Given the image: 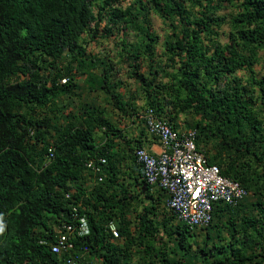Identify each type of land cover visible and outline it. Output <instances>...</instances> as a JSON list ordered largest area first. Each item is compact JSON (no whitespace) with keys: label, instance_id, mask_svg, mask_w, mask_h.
<instances>
[{"label":"trees","instance_id":"obj_1","mask_svg":"<svg viewBox=\"0 0 264 264\" xmlns=\"http://www.w3.org/2000/svg\"><path fill=\"white\" fill-rule=\"evenodd\" d=\"M121 1L0 0V264H264V173L254 177L239 159L264 162V118L255 109L264 108V81L251 68L260 49L264 59V0H237L226 44L216 38L223 0ZM150 10L173 29L163 42L172 71L150 63L145 74L136 62L142 53L154 60ZM115 29H134L141 39L137 46L120 41L141 106L115 91L121 81L111 82L107 58L87 51L100 30L109 36ZM242 68L246 80L234 74ZM96 91L120 116L151 108L172 128L195 130L207 164L252 191L253 213L244 212V199L215 203L205 227L179 221L166 192L143 178L140 137H128L103 113L92 100ZM99 158L105 163L94 174L85 162ZM80 217L87 232H80ZM61 233L73 246L54 252ZM198 233L204 246L192 255Z\"/></svg>","mask_w":264,"mask_h":264},{"label":"built area","instance_id":"obj_2","mask_svg":"<svg viewBox=\"0 0 264 264\" xmlns=\"http://www.w3.org/2000/svg\"><path fill=\"white\" fill-rule=\"evenodd\" d=\"M147 134L155 137L161 150L153 154L144 147L135 149L136 160L141 164L143 178L151 186L166 192L167 207L177 219L190 227H205L212 220L214 204L223 202L235 206L248 195V191L236 180L225 177L215 164H207L203 151L195 144V130L172 128L166 119L147 108L138 115ZM104 158L88 159L85 166L94 174L101 173ZM103 175H98L101 181ZM80 232H87L86 219L80 217ZM70 231V226H65ZM108 229L114 237L118 232L113 222ZM67 234L61 233L51 249L59 252L72 248Z\"/></svg>","mask_w":264,"mask_h":264},{"label":"rangeland","instance_id":"obj_3","mask_svg":"<svg viewBox=\"0 0 264 264\" xmlns=\"http://www.w3.org/2000/svg\"><path fill=\"white\" fill-rule=\"evenodd\" d=\"M134 0H122L123 5H127L128 3L133 2ZM215 1V0H214ZM237 13V0H223L222 1V7L218 10V14L225 16V21L221 24L220 28H217V39L221 42V44H226L229 42H232V28L230 25V19L231 16ZM148 21L150 24V32L151 36L154 40L155 43V51H154V60L149 61L148 58H146V53L140 54V56L136 59V62L140 63L141 66V71L145 74H148V65L150 63H153L152 69H156L157 71L162 72V69L164 70H173V67H170L168 59L165 55H163V42L165 39L168 38H173L174 33L173 29L170 25V22L159 16L156 12L153 10H150L148 12ZM215 30V29H214ZM88 39H92L90 36H86ZM121 38H126L128 39L129 43H134L135 46L140 44V37L136 34L134 29H128L127 31H117L116 29L114 30V33L105 36L103 31L100 30L99 34L97 37H95L94 40H91L88 44L87 51L96 53L99 57H104L107 58L105 62L107 64L110 63V67L112 68V73H111V82L117 83L119 80L121 81L120 85H115L114 89L116 92H119L121 96H123L125 99H133L136 103L137 106H140V103H143V93L139 91V86L135 84L133 79H131L128 75L130 73L131 67L128 66L127 63L122 62L121 58ZM204 43H207L204 41ZM239 49V47L237 46ZM245 53V50L243 51ZM129 52L124 51L123 56L127 57V54ZM137 53V51H136ZM263 50H259L258 52V61L255 62L251 68L253 70V76L255 79L264 81V59H263ZM129 56V55H128ZM127 61L134 62L135 59L132 56L127 57ZM100 71V69H97ZM235 75H238L243 78V80H246L249 78L250 73L245 69H239L234 72ZM230 76V75H229ZM164 81H166V77L162 78ZM78 81L83 87L84 83H82V78L78 77ZM124 81V83L122 82ZM82 95L85 97L86 96V91L81 92ZM106 94H104L101 91H96L93 92V97L92 100H96L99 102L101 105L105 106L103 113L112 116L113 112H115V109L112 108L111 103L108 102V100L105 98ZM74 97L68 99L66 101L67 106L63 109L65 113L70 112L72 107V102ZM75 104L78 103V98H75ZM255 109L257 110V113L260 115V117L264 118V108L262 107V104H257ZM124 117V116H123ZM114 121H117L119 118L121 119V124L123 125V122L126 120V117L122 118V116H115L113 117ZM209 149L211 147L210 145L207 146ZM213 152V151H212ZM239 159H242L246 162H248L249 166H246L245 169L248 170L254 177L257 176V174H262L264 173V162H259L256 160L252 155H249L247 157H239ZM254 201H255V196L253 195L252 191H248V195L244 200V209L246 214L253 213L255 206H254ZM203 233H198L197 235L194 234V241L191 243L190 248H191V254L197 253V250L199 247H201L203 243ZM228 237V236H227ZM213 240L218 243L220 242V237H216L214 235ZM166 241V240H165ZM168 246L173 247L174 244L173 242H169ZM204 246V245H203ZM199 256V255H198ZM192 261L196 263V261H199L198 258L196 259L194 256L192 257ZM199 264V263H196Z\"/></svg>","mask_w":264,"mask_h":264},{"label":"crops","instance_id":"obj_4","mask_svg":"<svg viewBox=\"0 0 264 264\" xmlns=\"http://www.w3.org/2000/svg\"><path fill=\"white\" fill-rule=\"evenodd\" d=\"M142 104L143 103H140L139 105L141 106ZM139 110H142V108H140ZM115 114L116 116H120L118 115L116 110L115 112H113L112 116L114 117ZM123 116L126 117V120L123 122V125H120L122 122L121 119L119 118L118 127L120 129L125 130L124 132L127 133L128 137L129 136H136L137 138L140 137L142 147L146 148L148 151H150L153 154H158L161 150L160 143L157 141L155 137L147 134V132L143 130L142 123L140 121L141 119L139 118V116H128V115H123ZM123 116L122 118H124ZM87 185H89V183H87Z\"/></svg>","mask_w":264,"mask_h":264},{"label":"clouds","instance_id":"obj_5","mask_svg":"<svg viewBox=\"0 0 264 264\" xmlns=\"http://www.w3.org/2000/svg\"><path fill=\"white\" fill-rule=\"evenodd\" d=\"M61 81L64 82L65 79H62ZM145 110H146V109H142V110H140V111L143 112V111H145ZM141 112H140V113H141ZM140 113H138L137 116L140 115ZM139 118H140V117H139Z\"/></svg>","mask_w":264,"mask_h":264}]
</instances>
